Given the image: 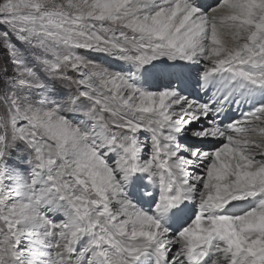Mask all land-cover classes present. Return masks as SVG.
<instances>
[{"label":"snow or ice","instance_id":"6c2138e0","mask_svg":"<svg viewBox=\"0 0 264 264\" xmlns=\"http://www.w3.org/2000/svg\"><path fill=\"white\" fill-rule=\"evenodd\" d=\"M0 264H264V0H0Z\"/></svg>","mask_w":264,"mask_h":264}]
</instances>
